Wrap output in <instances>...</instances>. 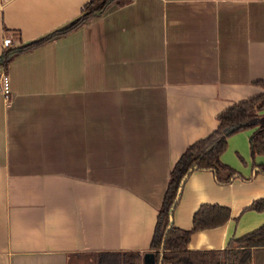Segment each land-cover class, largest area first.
<instances>
[{
  "label": "crops",
  "instance_id": "1",
  "mask_svg": "<svg viewBox=\"0 0 264 264\" xmlns=\"http://www.w3.org/2000/svg\"><path fill=\"white\" fill-rule=\"evenodd\" d=\"M88 0H0L3 40L26 43L75 18ZM1 71V69H0ZM11 96H0V264H121L148 253L174 163L206 137L216 116L253 97L264 80V0H130L16 56ZM264 124V109L257 124ZM227 140L223 164L185 182L172 222L191 228L202 204L230 210L197 231L188 250H221L264 224V155H250L257 127ZM142 256L137 264H148ZM250 264H264V248Z\"/></svg>",
  "mask_w": 264,
  "mask_h": 264
},
{
  "label": "trees",
  "instance_id": "2",
  "mask_svg": "<svg viewBox=\"0 0 264 264\" xmlns=\"http://www.w3.org/2000/svg\"><path fill=\"white\" fill-rule=\"evenodd\" d=\"M130 0H88L79 14L35 40L11 45L0 53V69L7 72L8 65L18 55L32 51L48 42L63 37L84 26L90 20L102 16L112 7H121ZM261 92L239 101L224 109L216 116V128L206 137L186 147L174 163L168 176L167 185L157 210L155 226L150 241L148 264H250L251 251L264 248V224L238 238H229L227 246L221 250H188L193 233L224 225L230 218V210L217 204H202L192 214L191 228L179 229L174 226L172 217L178 204L181 191L188 177L194 171L210 172L219 185H228L234 179H246L233 168L223 164L220 156L227 147L230 136L256 126L258 113L264 109V80L253 82ZM249 137V150L252 158L264 155V124L256 126ZM252 176L264 174V166L255 165ZM243 211L263 212L264 199L251 202ZM169 228L165 239V231ZM121 264H137L142 258L139 252L121 253Z\"/></svg>",
  "mask_w": 264,
  "mask_h": 264
},
{
  "label": "built area",
  "instance_id": "3",
  "mask_svg": "<svg viewBox=\"0 0 264 264\" xmlns=\"http://www.w3.org/2000/svg\"><path fill=\"white\" fill-rule=\"evenodd\" d=\"M9 46H11V40L9 38H4L3 47L6 48ZM0 96H2L6 102L10 101V96H11L10 80L7 73L3 71H0Z\"/></svg>",
  "mask_w": 264,
  "mask_h": 264
},
{
  "label": "water",
  "instance_id": "4",
  "mask_svg": "<svg viewBox=\"0 0 264 264\" xmlns=\"http://www.w3.org/2000/svg\"><path fill=\"white\" fill-rule=\"evenodd\" d=\"M181 190H182V188H179V192H180ZM176 201H178V198H176ZM168 230H169V228H167V230L165 231V234H164L163 241H164V239H165V236H166V234H167Z\"/></svg>",
  "mask_w": 264,
  "mask_h": 264
},
{
  "label": "rangeland",
  "instance_id": "5",
  "mask_svg": "<svg viewBox=\"0 0 264 264\" xmlns=\"http://www.w3.org/2000/svg\"><path fill=\"white\" fill-rule=\"evenodd\" d=\"M142 259V258H141Z\"/></svg>",
  "mask_w": 264,
  "mask_h": 264
}]
</instances>
